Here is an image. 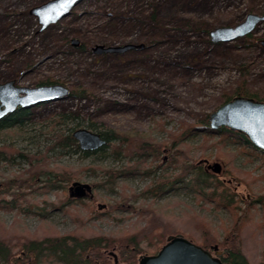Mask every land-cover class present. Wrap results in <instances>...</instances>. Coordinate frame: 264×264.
<instances>
[{
    "label": "rangeland",
    "instance_id": "374dc122",
    "mask_svg": "<svg viewBox=\"0 0 264 264\" xmlns=\"http://www.w3.org/2000/svg\"><path fill=\"white\" fill-rule=\"evenodd\" d=\"M46 1L0 0V83L14 80L18 86L36 87L52 80L69 90L86 88L89 97L66 96L35 105L23 130L0 133V148L14 152L11 163L0 160V186H12L6 202L18 194L12 209L0 205V240L10 245L73 234L119 238L149 227L146 220L140 221L144 216L137 217L127 206L154 209L159 219L192 234L197 233V221L190 217H196L207 224L208 233L222 239L225 229L232 230L234 219L244 214L238 210L231 216L227 208L215 207L178 181L170 188L169 182L183 169L169 161L173 153L182 152L189 164L207 160L222 165L219 179L235 193V205L241 210L248 206L243 220L250 217L242 230L250 238L244 245L247 258L251 264H263L264 207L258 200L264 197V156L251 155L239 143L219 137H173L182 123L196 124L222 104L241 79L239 67L247 72L244 85L249 94L264 102V20L249 40L213 42L209 34L237 25L248 14L264 16V0H79L68 15L41 30L29 11ZM71 40L78 44L71 45ZM126 44L142 47L117 54L94 52L97 45ZM62 114H71L79 128L88 129L92 123L96 130H130L139 140L164 145L158 159L148 157L139 173L118 179L112 191L104 185L103 171L127 165V158H114L109 149L89 156L48 149L56 133L74 126L57 123ZM172 143L177 146L170 151ZM17 152L35 156L37 168L45 167L46 172L85 170L61 188L50 189L44 186L46 177L31 172ZM74 181L93 185V199L66 205L67 188ZM160 181L169 189L145 197L146 188ZM161 246L157 242L148 248L143 242L140 255L154 254ZM108 252L124 264V255L114 248Z\"/></svg>",
    "mask_w": 264,
    "mask_h": 264
},
{
    "label": "trees",
    "instance_id": "16d2710c",
    "mask_svg": "<svg viewBox=\"0 0 264 264\" xmlns=\"http://www.w3.org/2000/svg\"><path fill=\"white\" fill-rule=\"evenodd\" d=\"M246 40L250 39V35L245 37ZM240 71V81L237 86L232 89L231 94L225 96L222 104L229 101L231 98L235 96H243V97H251L256 100L258 96L254 94H249L248 90L244 85V78L246 77L247 72H245L244 67H239ZM57 83L52 80H45L40 82V85H47ZM68 97L73 100H85L89 97V90L83 88L81 86L71 88L68 93ZM260 101V100H259ZM221 104V105H222ZM29 118V109H18L12 114H9L0 119V133L9 131L11 129H19L23 130L25 123ZM208 115L202 120L193 124L191 126H187L182 123L179 127L181 129L180 133H174L173 138L176 140L179 138L180 141L187 140L190 135H201L204 140H212L213 138L219 137L218 139H226L235 141L240 144L241 147L250 151L251 155L254 156H264V152L258 150L250 142L241 134L237 132H233L227 128L221 127L217 130H213L208 125ZM57 123H74V126L69 127L66 132H58L54 135L53 144L50 148L52 150L54 147H59L62 151H74L80 152L84 156H89L95 153H99L106 149L110 150V154L114 156V158L124 157L127 158L128 163L125 166L120 167L119 169H109L103 171V174L106 177L105 181H103L106 185H108V189L112 190L116 187V183L118 179L128 177L130 175H135L139 173V171L144 166V161L148 157H152L156 159L159 156L160 150L163 148L164 144L161 145H151L147 140H139L136 132H122L117 129L107 128L102 130H96L94 124H88L87 128L91 131L97 132L100 134L106 141V144L99 148L96 151H83L80 150L76 140L72 137V131L76 128H79V123L75 122L74 117L71 114H62L58 117ZM184 143V142H183ZM177 146V144L172 143L169 146V150L172 151V148ZM184 151V149H183ZM19 158H23L29 164V170L31 172L37 173V177L44 175L46 179L44 180V186L47 188H61L66 183L70 182L74 178L79 176L81 171L85 169L79 170H65L63 175L56 174L52 170L45 169V167L37 168L40 164L36 162L35 156L23 155L20 152L16 154ZM182 155V156H180ZM14 152H11L8 148H0V160H4L8 163L13 161ZM138 158H141L138 159ZM186 155L182 152H175L172 154V159L170 158L169 164L171 166L179 165L182 167V172L173 178L168 184L172 188L178 181V183L184 185L185 188H188L199 195L205 198L206 202H214L215 207H225L228 209L231 216L236 215L235 211H240L244 214V211L248 209L241 210L237 208L235 204H237L235 200V193H233L230 188L226 187L224 183L219 179L218 175L206 170L201 167V164L192 163L189 164L186 160ZM38 159V158H37ZM144 159V160H143ZM158 159V158H157ZM131 162V163H130ZM44 163V162H42ZM41 163V165H43ZM45 166V165H44ZM181 171V170H180ZM187 173V174H185ZM143 174H147V172H143ZM78 178V177H77ZM40 181V180H39ZM174 181V182H173ZM33 183H36V178L33 179ZM172 183V184H171ZM165 181H160L156 184V186H150V188L145 192L146 196H160L164 194L166 189L169 188L164 186ZM12 186H0V205L3 203L4 208L12 209L15 207V200L18 199V194H14L13 200L10 202H6L5 197L7 195H11ZM113 191V190H112ZM68 197L66 205H73V203H77L83 200H74ZM73 201V202H71ZM258 202L261 206L264 207V197H259ZM74 203V204H75ZM253 203V202H251ZM256 203V202H254ZM253 203V204H254ZM115 208H118L117 205ZM129 211L136 215L137 217L144 216L140 221L146 220L149 227L140 230L137 233H132L124 236H119V238L115 236H104V235H91V236H83V235H63L55 238L47 239L42 243H31L29 240L31 238H27L24 240H18L16 243H8L0 240V264H9L7 260L8 254L13 250L17 249V254L20 258L24 255H45V258L39 262L34 264H52L50 258L55 259L56 261L61 260L66 264H110V260L105 257V253L114 248L122 255L125 256L124 264H134L136 262L137 256L140 255L144 250L141 247V244L144 242L146 246L156 247L157 242L160 245H163L165 242V238L169 235H176L180 232L182 234H187L189 238H192L198 245L201 247L208 248L209 245L215 244L218 248H221L222 251L226 252L225 261L229 264H249L245 243L250 240L245 234L243 235L242 231L244 226H246L247 221L249 219H244L243 217H236L234 219V223L229 231V229H225V236L222 239H218L215 234L208 233L209 229L207 228V224L204 221H199L195 219L196 217H190L191 219L197 221L196 225V234L188 233L183 228L179 226H171L167 221L159 219L157 217L156 210L151 209L148 211L138 210L135 207L127 206ZM247 213V212H246ZM149 216V219H147ZM246 222V223H245ZM251 224V221H250ZM156 231L155 234H152ZM254 231V230H253ZM251 233L252 230H251ZM156 235V236H154ZM197 236V237H196ZM156 240V241H155ZM155 241V242H154ZM201 241V243H200ZM154 242V243H153ZM12 253V252H11ZM123 256V257H124ZM60 262V261H58Z\"/></svg>",
    "mask_w": 264,
    "mask_h": 264
},
{
    "label": "water",
    "instance_id": "95a60500",
    "mask_svg": "<svg viewBox=\"0 0 264 264\" xmlns=\"http://www.w3.org/2000/svg\"><path fill=\"white\" fill-rule=\"evenodd\" d=\"M79 0H71L61 4L58 0H49L33 7L29 13L33 15L44 30L51 24H55L65 17L74 8ZM53 7L55 11H52ZM264 20V16L255 14L246 15L244 21L232 27L215 28L210 31L211 41L229 42L238 38L250 35L256 26ZM71 45H77V41L71 40ZM264 45V40L261 41ZM137 47L131 44L122 46H96L94 52L101 53H124ZM69 89L63 84H47L36 87L17 86L14 80L0 83V119L11 114L17 108H29L39 103L54 101L66 97ZM208 125L211 129L217 130L221 127L243 135L251 145L264 152V102L251 97L235 96L229 101L220 105L208 116ZM72 137L76 140L80 150L96 151L106 144L105 139L89 129L76 128L72 131ZM207 170L215 175L222 173V165L219 162L209 163L201 160L197 164H207ZM93 185L74 181L67 188L70 199L93 198ZM102 208V205L98 206ZM210 250L214 255L192 240L181 234L169 235L165 243L159 248L156 254H142L137 264H223L218 258L222 252L218 246L213 245ZM113 256L114 263L117 257ZM264 264V263H263Z\"/></svg>",
    "mask_w": 264,
    "mask_h": 264
},
{
    "label": "bare ground",
    "instance_id": "6f19581e",
    "mask_svg": "<svg viewBox=\"0 0 264 264\" xmlns=\"http://www.w3.org/2000/svg\"><path fill=\"white\" fill-rule=\"evenodd\" d=\"M99 205L100 204H97V208L98 209H100L98 207ZM45 238L51 239V238H55V237H45ZM45 238H41V239L32 238V240H29V241L31 243H42L45 240ZM11 252L7 256V260L9 261V264H34V263L41 262L45 258V255H43V254H41V256L40 255L34 256V254L32 256V255H28L27 254V255L22 256V258H20L18 255H16L17 254V250L16 249H13ZM49 260H51L52 264H66V263H63L61 260H58L60 262H58V261H56L55 259H52V258H50ZM248 261H249V264H251L250 260H248Z\"/></svg>",
    "mask_w": 264,
    "mask_h": 264
},
{
    "label": "flooded vegetation",
    "instance_id": "af4514ba",
    "mask_svg": "<svg viewBox=\"0 0 264 264\" xmlns=\"http://www.w3.org/2000/svg\"><path fill=\"white\" fill-rule=\"evenodd\" d=\"M15 84L17 85V83L15 82ZM19 108H17V109H15V111L16 110H18ZM21 109V108H20ZM22 109H29V108H22ZM14 111V112H15ZM12 114V113H11ZM9 115V114H8ZM7 116V115H6ZM204 165V167H205V169L207 170L208 168H207V165H208V163L207 164H203ZM202 166V165H201ZM221 175V174H220ZM219 176V175H218ZM86 199V198H85ZM87 199H89V198H87ZM93 199V198H92ZM83 200V199H82ZM166 240V239H165ZM210 247L211 246H208V248H205L206 250H208V251H210L211 253H212V255H214V251H212V250H210ZM158 250H159V248H158ZM157 250V251H158ZM157 251L154 253V254H156L157 253ZM218 251H220V252H222V254L221 255H219L218 256V258L223 262V264H229L227 261H225V258H226V252L225 251H222V250H220L219 248H218ZM112 253H114V252H112ZM115 254V253H114ZM116 255V254H115ZM150 255H153V254H150ZM110 256H111V258H112V264H122V263H119L118 261H117V263H114V261H113V256L110 254V252H106L105 253V257L108 259V260H110ZM139 256L140 255H138V258H139ZM116 257H117V255H116ZM138 258H137V262H138ZM123 259H125V256L123 257ZM117 260H118V257H117ZM135 264H137V263H135Z\"/></svg>",
    "mask_w": 264,
    "mask_h": 264
},
{
    "label": "snow or ice",
    "instance_id": "6c2138e0",
    "mask_svg": "<svg viewBox=\"0 0 264 264\" xmlns=\"http://www.w3.org/2000/svg\"><path fill=\"white\" fill-rule=\"evenodd\" d=\"M58 2L61 3V4H66V3L71 2V0H58ZM52 11H55L54 7H53Z\"/></svg>",
    "mask_w": 264,
    "mask_h": 264
}]
</instances>
